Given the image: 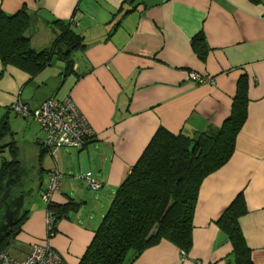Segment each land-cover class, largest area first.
I'll use <instances>...</instances> for the list:
<instances>
[{"label":"crops","instance_id":"obj_1","mask_svg":"<svg viewBox=\"0 0 264 264\" xmlns=\"http://www.w3.org/2000/svg\"><path fill=\"white\" fill-rule=\"evenodd\" d=\"M20 11L31 13L26 36L35 52L50 49L71 19L69 32L83 47L73 52L68 72L56 57L35 73L0 57V163L16 161L24 172L19 217L26 218L5 252L22 260L33 244L47 242L66 264H79L158 128L190 137L215 133L230 117L245 76L246 120L231 158L199 187L187 257L161 241L132 264H234L216 222L239 195L247 212L238 223L251 262L264 264V0H0L7 17ZM201 45L204 57L195 51ZM189 72L214 84L194 83ZM67 96L95 136L82 150L63 148L53 157L38 123L9 107L22 101L38 108ZM53 168L62 174L54 204L71 209L45 241L41 196ZM87 172L100 190L78 179Z\"/></svg>","mask_w":264,"mask_h":264},{"label":"trees","instance_id":"obj_2","mask_svg":"<svg viewBox=\"0 0 264 264\" xmlns=\"http://www.w3.org/2000/svg\"><path fill=\"white\" fill-rule=\"evenodd\" d=\"M258 3L259 0H250ZM30 18L26 11L7 17L0 13V57L2 61L29 64L33 73L42 70L56 57L63 61L65 72L73 68L72 54L82 49V40L72 35L70 23L50 49L35 52L28 45ZM200 37L195 39L196 41ZM194 43V44H195ZM204 57V45L195 46ZM248 82L242 76L230 117L215 133L193 137L173 135L158 128L130 173L116 191L93 240L79 264H132L141 254L161 241L176 246L183 258L192 248L193 216L202 181L231 158L235 139L246 120ZM4 131H2L0 134ZM24 172L13 161L0 163V197L24 195L21 180ZM53 212L55 223L66 217L70 205L46 206ZM245 202L239 195L216 222L232 247L234 264H252L250 250L241 233L238 220L246 214ZM26 220L18 218L0 242L5 252ZM56 225V224H55ZM56 227L53 231L55 232Z\"/></svg>","mask_w":264,"mask_h":264},{"label":"built area","instance_id":"obj_3","mask_svg":"<svg viewBox=\"0 0 264 264\" xmlns=\"http://www.w3.org/2000/svg\"><path fill=\"white\" fill-rule=\"evenodd\" d=\"M73 19L70 20V24ZM190 81L202 84H214V79L202 76L196 72H189ZM16 116L24 119L36 121L43 133V148L50 156L55 157V152L59 149L69 148L82 150L87 142L95 136L93 129L80 112L78 107L67 96L64 99L50 97L38 108H31L22 101H16L9 107ZM1 159V155H0ZM62 174L53 168L48 174V180L44 188L41 199L45 206L54 204V197L59 192ZM85 182L86 186L93 190H100L103 185L96 181L91 172L78 176ZM55 216L49 210L45 212L46 240L50 239L55 232ZM0 264H66L60 255L53 250L47 242L44 244H33L26 257L22 260H16L10 257L6 252H0Z\"/></svg>","mask_w":264,"mask_h":264},{"label":"water","instance_id":"obj_4","mask_svg":"<svg viewBox=\"0 0 264 264\" xmlns=\"http://www.w3.org/2000/svg\"><path fill=\"white\" fill-rule=\"evenodd\" d=\"M23 196L11 197L7 190L0 197V242L19 217Z\"/></svg>","mask_w":264,"mask_h":264},{"label":"rangeland","instance_id":"obj_5","mask_svg":"<svg viewBox=\"0 0 264 264\" xmlns=\"http://www.w3.org/2000/svg\"><path fill=\"white\" fill-rule=\"evenodd\" d=\"M28 177H31V172L28 174ZM30 183H31V181H29L28 182V185H29V188H30ZM25 189H28L27 187L25 188ZM50 211V210H49ZM51 213H53L52 211H50ZM56 224V223H55ZM55 227H56V225H55ZM10 246V245H9ZM9 246H7V249L9 248Z\"/></svg>","mask_w":264,"mask_h":264}]
</instances>
